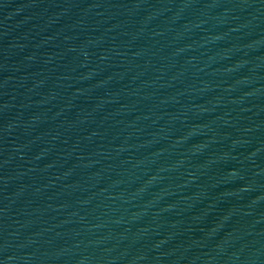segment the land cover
Wrapping results in <instances>:
<instances>
[{
	"label": "water",
	"instance_id": "95a60500",
	"mask_svg": "<svg viewBox=\"0 0 264 264\" xmlns=\"http://www.w3.org/2000/svg\"><path fill=\"white\" fill-rule=\"evenodd\" d=\"M0 264H264V0H0Z\"/></svg>",
	"mask_w": 264,
	"mask_h": 264
}]
</instances>
